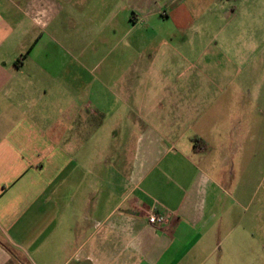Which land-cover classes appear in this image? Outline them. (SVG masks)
Segmentation results:
<instances>
[{"label": "crops", "instance_id": "crops-1", "mask_svg": "<svg viewBox=\"0 0 264 264\" xmlns=\"http://www.w3.org/2000/svg\"><path fill=\"white\" fill-rule=\"evenodd\" d=\"M260 6L80 0L72 59L58 1L0 0V264H181L212 236L232 127L259 107L236 14Z\"/></svg>", "mask_w": 264, "mask_h": 264}, {"label": "rangeland", "instance_id": "rangeland-1", "mask_svg": "<svg viewBox=\"0 0 264 264\" xmlns=\"http://www.w3.org/2000/svg\"><path fill=\"white\" fill-rule=\"evenodd\" d=\"M56 1L60 3L61 10L53 24H66L62 25L56 40L63 43V30L66 31V36L70 34L73 45L68 46L67 50L72 59H77L76 48L82 31L79 20H74L73 16L79 12L77 7L80 0H74L71 4L64 0ZM262 2L264 5V0ZM233 6L234 4L231 8ZM229 7L227 4L226 8ZM256 9L257 13H237L238 20L243 24L238 23L241 29L233 30L244 39L247 35L243 45L245 49L247 47L252 50L248 53L253 57L245 66H239L237 63L234 65L244 71L246 84L243 94L248 103V110L251 111V102L257 99L259 107L257 110L254 108L255 123L251 122L247 137L241 141L232 127L230 148L235 152L226 167L215 174L219 189L216 190L213 204L214 218L209 224L214 234L205 236L181 264H264V8L260 6ZM255 17L257 22L253 24ZM84 29L86 30L85 25ZM222 35L221 32L220 36ZM60 38L61 40H58ZM54 48L56 59L59 60L64 51L55 45ZM72 62L74 71L75 65L73 60ZM58 64L56 67L60 68ZM59 80L62 81V78ZM71 84L78 86L74 74ZM67 264L77 263L73 260Z\"/></svg>", "mask_w": 264, "mask_h": 264}, {"label": "built area", "instance_id": "built-area-1", "mask_svg": "<svg viewBox=\"0 0 264 264\" xmlns=\"http://www.w3.org/2000/svg\"><path fill=\"white\" fill-rule=\"evenodd\" d=\"M148 221L153 226H161L166 224L167 218L164 215L151 214Z\"/></svg>", "mask_w": 264, "mask_h": 264}, {"label": "trees", "instance_id": "trees-1", "mask_svg": "<svg viewBox=\"0 0 264 264\" xmlns=\"http://www.w3.org/2000/svg\"><path fill=\"white\" fill-rule=\"evenodd\" d=\"M198 143V140H195V144Z\"/></svg>", "mask_w": 264, "mask_h": 264}]
</instances>
